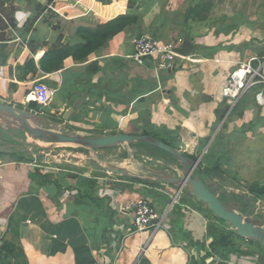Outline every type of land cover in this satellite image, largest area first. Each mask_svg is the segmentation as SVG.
I'll list each match as a JSON object with an SVG mask.
<instances>
[{"label": "crops", "instance_id": "obj_1", "mask_svg": "<svg viewBox=\"0 0 264 264\" xmlns=\"http://www.w3.org/2000/svg\"><path fill=\"white\" fill-rule=\"evenodd\" d=\"M119 16L129 17V24L86 58L49 60L62 47L84 44L78 28L95 29ZM142 37L189 50L163 83L130 59L134 41ZM249 61L252 68L264 65V0H0V99L25 103L39 83L55 91L51 105L59 115H68L85 95L68 117L86 111L106 117L112 116L115 98L129 93L123 118L141 124L150 112L152 130L160 123L166 133L177 121L175 138L190 155L203 151L210 126L195 118L200 112L193 100L208 95L213 102L225 101L218 70L240 69ZM149 80L152 88L145 84ZM255 82L235 102L234 108L240 100L245 108L218 163L234 167L221 181V200L264 226V77ZM164 89L173 93V105ZM174 113L187 118L180 121ZM3 138L0 264H264L263 246L238 237L193 198L178 197L158 232H134L132 206L138 198L147 197L163 213L178 189L141 184L137 167L124 171L140 182L71 171L37 153L28 139L9 144ZM228 174L239 175L241 182H231Z\"/></svg>", "mask_w": 264, "mask_h": 264}, {"label": "rangeland", "instance_id": "obj_2", "mask_svg": "<svg viewBox=\"0 0 264 264\" xmlns=\"http://www.w3.org/2000/svg\"><path fill=\"white\" fill-rule=\"evenodd\" d=\"M241 68L244 69V67ZM254 68L255 70H257L258 66H255ZM237 70L238 69H234L233 71L218 70V74L220 75V78L223 80L224 84L227 85L229 77ZM260 75L264 77L263 64L260 66ZM157 76L158 81L162 83L167 79H170L171 77L167 74H157ZM251 77L252 75H247V77L245 78L246 83L248 80H250ZM255 81H260V79L258 77H255ZM145 84H147L148 87L152 88L153 84L155 83H151V81L149 80ZM134 88L135 86L133 85L132 89H130L131 92H133ZM247 89L248 88L244 89L240 96L234 101V104H232L233 101H229L224 94L222 98L227 101L228 104L223 100H216L217 103L213 102L214 99H212L208 95L207 98H204L202 100H193L194 106L200 112V115L195 118L197 120L207 119V125L209 124L210 126L209 130L207 131L205 141L203 142L204 144L206 143L203 151H199L198 149L200 148H198V153H196V155H190L185 148L184 152L190 157L189 160H191L192 162L198 160V166L202 168L204 167L206 169L207 178H205V181L207 182V186L212 192L219 191L218 197L220 199H222L223 197L220 193V185L224 183L223 178H225L226 176L225 172L227 170H234V167L233 164H229L226 170V160H221L222 164H219L218 162L220 161V157L222 154L225 156L226 150L228 148L229 140H226V136L228 137V139H230L231 137V141L235 139V133L232 132V126L237 116H239V111L241 112V110L245 108V104L240 100L241 102L239 101V105H236V108H234V105L235 102L240 99L242 94L248 91ZM162 91V94L164 93L166 95L165 98L168 99L169 103L173 105L175 103L173 93L170 92V90L168 93V90L166 89ZM121 95L122 96H119V98H115V100L113 101L114 103L112 104V116L106 117H98L96 115H93V112L86 111L85 113H80L78 116H70L67 118L65 117V115H59L55 110H53L52 105L47 108H42L38 105H36V107H31L30 105H26L25 103H23V101L21 100L12 101L9 99H4L5 101H7V103H4V100L1 98L0 104H6L20 109L22 108L31 116L30 123L35 128L82 137L116 135L118 133L131 135L148 134L150 137L165 141L166 143L168 140L171 141L172 143L170 144V146L174 149H179L181 147L180 142L175 138L176 133L174 132L175 126L179 124L177 121H172L173 127H167L168 131L166 133L164 132L163 126L160 123H158L157 129L152 130L153 126H151L149 122V117L151 116L150 112L148 113V119L143 121L141 124L139 122H136L134 119L125 120L123 118V115L126 112L128 114V110L127 108H125V105L128 104L127 101L129 93L124 95V93L122 92ZM154 99L158 98L154 97ZM245 103H248V99L245 100ZM208 113L209 115H207ZM174 114V117L180 118V121L184 120V118H187V116L180 117L176 113ZM209 117H211V120H209ZM2 125L5 130L0 129V137H4L3 140L5 143H19L14 138H19L23 141L28 139L30 145L34 147L37 153L51 156L52 161L54 160V158H56V163L60 162L66 164L71 171L92 173L104 176V178L116 177L119 179L125 178L129 180L130 177L116 175L110 172L109 169L125 170V167L134 166L137 167V170H135L134 172L136 174L135 176L143 178L141 180L142 182H138L148 187L156 188L162 191L168 189L175 190V186L158 184L147 179L162 178L167 175H181V168L176 158L151 146L135 143L130 145L120 144L112 149L88 150L82 147L57 144L54 142H43L42 140H38L27 135L20 136L18 135L19 130L16 126L7 127L5 124ZM167 134H169L170 136L168 137ZM221 151L222 153H220ZM204 158L206 162H203L202 159ZM233 174H228V178H232L233 180H231V182L236 184L237 181H240L238 178H236L239 175L237 176ZM221 181L223 183H221ZM150 182L155 183L156 185L150 184ZM178 197L181 200H184L185 198H192L186 190L181 191ZM238 210L242 213L246 212L243 209ZM209 213L207 212L208 215Z\"/></svg>", "mask_w": 264, "mask_h": 264}, {"label": "water", "instance_id": "obj_3", "mask_svg": "<svg viewBox=\"0 0 264 264\" xmlns=\"http://www.w3.org/2000/svg\"><path fill=\"white\" fill-rule=\"evenodd\" d=\"M189 50L186 46L177 49L180 56H185ZM85 95L77 100L71 111L78 109L85 102ZM66 114L65 117L68 118ZM31 116L23 109L0 104V123H5L16 126L18 130L32 138L42 140L43 142H54L74 147H82L88 150L112 149L120 144H135L141 143L161 150L172 157L176 158L181 168V175H167L162 178L149 179L158 184L174 185L177 191L186 190L188 194L198 203L206 206L211 215L223 222L227 227H230L235 234L245 240L258 242L264 247V226L257 219H252L248 212L240 213L237 211L235 203H224L219 197L218 192H212L205 180L201 177V169L198 166V160L192 162L184 153V145L181 149H174L171 146L163 143L159 139L146 135H131L118 133L116 135H101L94 137L72 136L61 134L50 130L35 128L30 123ZM110 172L125 177H131L124 170L109 169Z\"/></svg>", "mask_w": 264, "mask_h": 264}, {"label": "built area", "instance_id": "obj_4", "mask_svg": "<svg viewBox=\"0 0 264 264\" xmlns=\"http://www.w3.org/2000/svg\"><path fill=\"white\" fill-rule=\"evenodd\" d=\"M180 57L177 53V47L172 43L152 37H142L134 41V50L130 59L137 66L149 67L156 74H170L174 72L177 59ZM251 61L243 66L245 72L243 77L237 78L236 72L229 77L223 92L229 101L234 102L245 88L252 87L256 83L255 77L263 79V76L260 75V67L257 70L252 68ZM248 74L252 77L246 83L245 78ZM54 93L55 91L49 87L37 83L25 96V104L34 103L42 108H47L53 102ZM257 100L261 101L260 95H257ZM180 192H176L170 205L166 207L163 213L155 211L147 197L138 198L132 206L131 227L134 232L141 233L149 230L154 234L161 230L173 206L178 204Z\"/></svg>", "mask_w": 264, "mask_h": 264}, {"label": "trees", "instance_id": "obj_5", "mask_svg": "<svg viewBox=\"0 0 264 264\" xmlns=\"http://www.w3.org/2000/svg\"><path fill=\"white\" fill-rule=\"evenodd\" d=\"M129 22H130L129 17L119 16L118 18L112 21L103 22L102 24L98 25L95 29L78 28L76 34L84 40V44L77 45L74 47H62L56 52H53L51 55H49V60L61 62L64 58H71L72 60L84 59L94 50L103 46L106 40L113 38L114 36L121 33L122 30L129 24ZM30 106L36 107V104L32 103L30 104ZM20 133L24 136L23 132L20 131ZM144 135L149 136L148 134H144ZM162 142L169 145L165 141ZM185 156L188 159H190V157L186 153ZM201 168L202 167H200V169ZM128 181L138 182L139 179L130 178ZM150 184H155V183L150 182Z\"/></svg>", "mask_w": 264, "mask_h": 264}, {"label": "bare ground", "instance_id": "obj_6", "mask_svg": "<svg viewBox=\"0 0 264 264\" xmlns=\"http://www.w3.org/2000/svg\"><path fill=\"white\" fill-rule=\"evenodd\" d=\"M244 70H243V68H240V69H238L237 71H236V77L237 78H241V77H243V75H244Z\"/></svg>", "mask_w": 264, "mask_h": 264}]
</instances>
